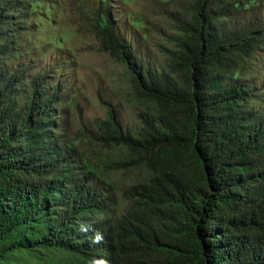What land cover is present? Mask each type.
<instances>
[{"label":"trees","instance_id":"trees-1","mask_svg":"<svg viewBox=\"0 0 264 264\" xmlns=\"http://www.w3.org/2000/svg\"><path fill=\"white\" fill-rule=\"evenodd\" d=\"M263 1L182 0L181 34L159 69L100 15L102 48L152 104L132 131L109 116L102 137L150 173L128 188L121 214L50 134L57 83L36 76L20 89L19 73L0 66V264L58 250L70 257L55 264H264V106H248L254 86L239 76L264 38ZM21 8L0 0L1 49Z\"/></svg>","mask_w":264,"mask_h":264},{"label":"rangeland","instance_id":"rangeland-1","mask_svg":"<svg viewBox=\"0 0 264 264\" xmlns=\"http://www.w3.org/2000/svg\"><path fill=\"white\" fill-rule=\"evenodd\" d=\"M182 0H21V11L8 27V46L0 48V66L19 73L26 88L38 77L46 87L58 85L63 94L51 120L52 137L66 144L74 164L104 182L114 198L113 214L127 206L128 188L146 181L149 170L127 146L103 139L109 116L132 131L139 114L152 108L134 85L132 75L115 54L104 50L96 21L108 12L135 55L157 69L181 34ZM264 15V1L257 6ZM239 76L254 86L248 106H264V38L245 58ZM61 96V95H60ZM24 256L25 264H55L70 257L54 251L43 261Z\"/></svg>","mask_w":264,"mask_h":264},{"label":"clouds","instance_id":"clouds-1","mask_svg":"<svg viewBox=\"0 0 264 264\" xmlns=\"http://www.w3.org/2000/svg\"><path fill=\"white\" fill-rule=\"evenodd\" d=\"M96 242H97V243L100 242L99 239H97Z\"/></svg>","mask_w":264,"mask_h":264}]
</instances>
